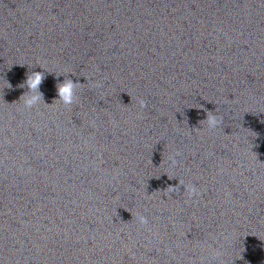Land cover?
Here are the masks:
<instances>
[{"label": "clouds", "instance_id": "1", "mask_svg": "<svg viewBox=\"0 0 264 264\" xmlns=\"http://www.w3.org/2000/svg\"><path fill=\"white\" fill-rule=\"evenodd\" d=\"M44 76L42 73L35 72L32 74L31 77L28 78L26 81L29 85V88L31 90H36L37 93H39V86L43 82ZM77 87V82H73L71 79L66 80L63 84L57 85V93L58 98H60L65 105H71L74 102L75 99V89ZM42 94L38 96H33L31 99L27 101L29 105H32L35 103L37 99H42ZM141 107L145 106V102L143 100L140 101ZM209 123L212 125H215L217 121L214 117L209 116ZM141 223H147V220L145 217H140Z\"/></svg>", "mask_w": 264, "mask_h": 264}]
</instances>
